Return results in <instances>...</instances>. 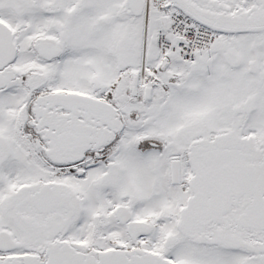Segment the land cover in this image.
Wrapping results in <instances>:
<instances>
[{
    "label": "snow or ice",
    "instance_id": "6c2138e0",
    "mask_svg": "<svg viewBox=\"0 0 264 264\" xmlns=\"http://www.w3.org/2000/svg\"><path fill=\"white\" fill-rule=\"evenodd\" d=\"M0 264H264V0H0Z\"/></svg>",
    "mask_w": 264,
    "mask_h": 264
}]
</instances>
